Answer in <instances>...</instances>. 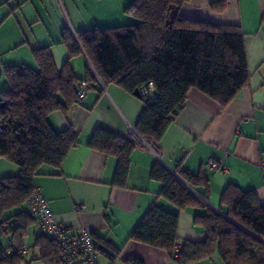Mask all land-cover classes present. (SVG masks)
<instances>
[{
	"label": "trees",
	"instance_id": "trees-1",
	"mask_svg": "<svg viewBox=\"0 0 264 264\" xmlns=\"http://www.w3.org/2000/svg\"><path fill=\"white\" fill-rule=\"evenodd\" d=\"M187 1L131 0L124 7V13L135 20L131 24L92 25L75 35L64 27L61 44L69 57L61 67L55 65L49 46L32 48L36 68L25 64L3 67L8 86L0 94V157L16 165L18 173L0 178V237L12 234L9 246L0 239V264L21 261L23 224L35 220L22 208L35 188V176L44 166L58 168L78 143L72 128L56 130L49 115L79 104L77 92L82 83L91 86L98 78L129 94L139 90L143 108L134 128L159 149L166 127L184 108L190 89L224 108L247 83L244 35L239 27L185 18L180 7ZM223 5V0H216L211 7L221 10ZM78 56L86 59L82 78L70 63ZM87 145L117 157L112 184L123 186L128 154L137 146L131 135L123 137L98 127ZM177 173L178 177L159 161L152 165L150 176L161 183L158 194L177 211L153 206L128 239L164 250L176 264L212 259L215 253L223 264H264V205L256 193L229 184L221 196L222 214L187 187L204 182L201 172ZM196 205L204 212L194 215L193 224L206 237L199 242L186 240L177 249L179 211ZM13 208L19 211L4 217ZM44 238L59 262L55 244ZM7 249L14 253L7 256ZM129 263L141 264L136 259Z\"/></svg>",
	"mask_w": 264,
	"mask_h": 264
},
{
	"label": "crops",
	"instance_id": "crops-1",
	"mask_svg": "<svg viewBox=\"0 0 264 264\" xmlns=\"http://www.w3.org/2000/svg\"><path fill=\"white\" fill-rule=\"evenodd\" d=\"M130 1L0 0V77H4L5 65L33 67L32 48L44 46L51 48L55 65L61 67L69 57L61 44L64 27H69L75 35L76 31L92 25L131 24L133 18L124 13ZM214 1L189 0L181 5L180 15L238 26L244 35L248 81L224 108L202 92L190 89L184 108L171 120L160 139V157L141 145L130 151L123 186L112 184L117 157L93 150L87 142L98 127L130 136V126L136 125L143 108L140 98L114 83L103 84L97 79L88 86L81 104L49 115L56 130L72 128L78 143L58 168L42 167L34 178V187L46 199L55 221L66 225L72 233L87 230L92 234L98 244L99 264H130L132 259L141 264H176L164 250L128 239L153 206L177 211L158 194L161 183L150 176L156 161L177 177L180 171L201 172L204 182L194 186L186 183L187 187L201 193L222 214L225 207L221 196L229 184L243 191L253 190L258 202L264 205V0H223L221 10L211 7ZM54 6L60 17L58 22L49 12ZM85 61L84 56L70 60L81 78ZM7 86L5 77L0 81V94ZM210 158L223 159L226 170L208 168L206 163ZM17 173L16 165L0 157V178ZM25 207L26 203L22 210ZM203 212L199 205L179 211V246L186 240L205 239L202 228L193 224L194 215ZM44 237L36 220H27L21 241L28 251L16 264H59L57 253ZM0 239L5 247L9 246L12 234L2 235ZM212 260L221 261L217 253Z\"/></svg>",
	"mask_w": 264,
	"mask_h": 264
},
{
	"label": "built area",
	"instance_id": "built-area-1",
	"mask_svg": "<svg viewBox=\"0 0 264 264\" xmlns=\"http://www.w3.org/2000/svg\"><path fill=\"white\" fill-rule=\"evenodd\" d=\"M98 81L100 82L99 79ZM87 89L88 85L85 83L79 86L77 92V102L79 104H81ZM149 89L152 92V88L150 87ZM130 135L137 146H145L156 157H160L158 145L144 140L132 126H130ZM206 165L210 169L226 170L227 168L223 159L210 158L207 160ZM195 194L211 208L221 212L219 209L211 206L204 196L197 192ZM26 204L28 207L26 211L27 215L35 218L41 233L55 244L58 251L59 264H99L95 240L92 234L87 230L72 233L66 225L55 221L51 216L46 199L38 188L33 189L32 193L26 199ZM179 248L180 246L177 249ZM27 251V246L23 245L20 252L25 254ZM13 253V249H7L5 251L7 256Z\"/></svg>",
	"mask_w": 264,
	"mask_h": 264
},
{
	"label": "rangeland",
	"instance_id": "rangeland-1",
	"mask_svg": "<svg viewBox=\"0 0 264 264\" xmlns=\"http://www.w3.org/2000/svg\"><path fill=\"white\" fill-rule=\"evenodd\" d=\"M50 4V2L47 4V5H49ZM57 9H56V7L54 6V10L53 11H50L49 10V12H50V14L52 13L53 14V20L55 21V22H58L59 21V19H60V17H59V14H58V12L56 11ZM123 18H126V20H127V18H129V17H123ZM123 20H121V22H122ZM131 21L132 22H135V20L134 19H131ZM122 23H125V22H122ZM89 27H91V26H89ZM88 27V28H89ZM34 68H36V66H35V64L33 63V65H32ZM1 80H5V76L4 77H0V81ZM24 207V206H23ZM26 209H27V207H25V209H24V211H26ZM17 211H19V208H13V209H11V210H9L7 213H6V215L7 216H9V215H11V214H14V213H16ZM206 261L205 262H203V263H201V264H218V262H221V261H214V260H212V259H205ZM193 263H195V262H193ZM193 263H191V264H193Z\"/></svg>",
	"mask_w": 264,
	"mask_h": 264
},
{
	"label": "water",
	"instance_id": "water-1",
	"mask_svg": "<svg viewBox=\"0 0 264 264\" xmlns=\"http://www.w3.org/2000/svg\"><path fill=\"white\" fill-rule=\"evenodd\" d=\"M133 95L136 96L137 98H140L139 90H135V91L133 92Z\"/></svg>",
	"mask_w": 264,
	"mask_h": 264
}]
</instances>
